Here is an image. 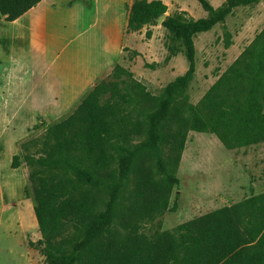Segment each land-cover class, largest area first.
I'll list each match as a JSON object with an SVG mask.
<instances>
[{
  "label": "trees",
  "instance_id": "obj_1",
  "mask_svg": "<svg viewBox=\"0 0 264 264\" xmlns=\"http://www.w3.org/2000/svg\"><path fill=\"white\" fill-rule=\"evenodd\" d=\"M197 1L209 15L207 19L184 20L183 14L178 13L162 24L184 48L189 68L168 85V98L154 99L160 109L148 116L149 127L145 131L139 125L130 130L126 118L120 115V106L109 104L122 99L118 84L98 79L67 116L56 119L45 129L35 126L17 144L11 169L24 173L25 194L33 204L46 264H264V227L254 224L243 228L242 206L217 210L179 225L178 242L169 234L154 242L130 236L115 246L107 235L117 198L107 211L97 214L96 199L89 191H83L86 187L103 185L101 182L115 183L117 171L109 170L110 142L127 144L131 137L145 135L147 142L137 149L147 148L159 160L165 143L161 130L171 115V98L178 92L186 94L194 80L195 36L225 23L235 9L256 5L261 0H227L219 9H214L207 0ZM40 2L0 0V17L14 22ZM127 8V34L140 32L168 12V6L161 0H133ZM152 36V31L146 32L147 40ZM249 57L246 68L253 74L254 83L247 97H239L236 85L242 55L234 68L211 88L205 101L189 107L191 118L183 122L186 131L210 132L227 149L264 141V29L251 45ZM131 75L120 64L110 74L117 80ZM137 87L141 94L148 95L143 85ZM106 95L108 102L102 104ZM186 140V133L179 132L172 140L171 152L181 156ZM120 161L123 162L122 158ZM158 190L157 185L153 186L148 197H156ZM119 191L120 187L116 194ZM163 207H167V202ZM67 224L73 231L63 236ZM82 233L85 238L80 241Z\"/></svg>",
  "mask_w": 264,
  "mask_h": 264
},
{
  "label": "rangeland",
  "instance_id": "obj_2",
  "mask_svg": "<svg viewBox=\"0 0 264 264\" xmlns=\"http://www.w3.org/2000/svg\"><path fill=\"white\" fill-rule=\"evenodd\" d=\"M162 1L168 6L166 18L178 13L183 14L184 20H201L209 16L197 0ZM207 1L214 9H219L227 0ZM126 29L127 22L122 55H117L116 64L130 71L132 77L117 80L110 76L112 68L99 79L118 84L122 99L109 104L120 106V115L126 118L130 130L139 125L143 132L149 127L148 116L160 109L154 99L168 98V85L183 76L189 64L182 45L157 22L136 33L127 34ZM263 29L264 0H261L256 5L235 9L225 23L195 36L194 80L186 94L178 92L171 98V115L161 130L165 143L161 146L163 153L159 160L147 148L137 149L147 142L145 135L133 136L127 144L114 141L107 145L112 159L109 170L117 171L115 183L101 182L103 185L86 187L83 191H89L96 199L97 214L107 211L111 201L117 198L107 235L115 246L130 236L154 242L169 234L178 242L176 228L179 225L236 206H242L243 228H251L254 224L264 227V141L227 149L210 132L186 131L183 123L191 118L189 107L205 101L211 88L234 68L242 55L236 85L239 97H247L254 83L253 74L246 68L250 62L249 49ZM149 30L153 33L151 40L146 39ZM52 38L48 36L47 40ZM55 68L62 71V63L56 61ZM55 73L60 72L55 69ZM63 73L66 76L69 70ZM138 84L145 87L148 95L140 93ZM10 86L13 91L9 97L13 98L10 102L5 100L7 93L0 103V144L21 136L19 143L34 131L35 126L45 129L56 120L36 118L35 121L32 114L11 112L9 109L15 104L29 108L37 104L21 102V96L15 90L19 84L14 81ZM108 99L109 95L102 98V104ZM179 132H185L187 136L181 156L171 152L172 140ZM2 151L6 155L0 157V264H46L40 245L41 233L33 217V204L25 194L24 173L21 169L15 173L7 162L8 150ZM13 173L20 178L13 179ZM22 177L24 183L21 185ZM17 181L19 195L9 200L14 196ZM155 185L159 187L158 195L149 198ZM118 187L120 191L116 194ZM165 202L166 208L163 207ZM72 231L71 225L67 224L63 236L71 235ZM83 238L85 233L80 241Z\"/></svg>",
  "mask_w": 264,
  "mask_h": 264
},
{
  "label": "crops",
  "instance_id": "obj_3",
  "mask_svg": "<svg viewBox=\"0 0 264 264\" xmlns=\"http://www.w3.org/2000/svg\"><path fill=\"white\" fill-rule=\"evenodd\" d=\"M132 2L42 0L14 22L0 17V103L7 93L5 100L11 101L10 85L15 81L21 102L33 101L37 106L15 104L11 112L32 114L35 121L64 117L116 65L117 55H122L127 6ZM48 36L58 41L53 44ZM56 61L62 63V71L55 68ZM68 70L64 76L63 71ZM19 139L21 136L0 144V157L6 155L3 149L8 150L10 166Z\"/></svg>",
  "mask_w": 264,
  "mask_h": 264
},
{
  "label": "bare ground",
  "instance_id": "obj_4",
  "mask_svg": "<svg viewBox=\"0 0 264 264\" xmlns=\"http://www.w3.org/2000/svg\"><path fill=\"white\" fill-rule=\"evenodd\" d=\"M53 44H54V42H56V41H58V38L57 37H55V36H53V38H52V40H50ZM15 178H17V176H15ZM20 178V177H19ZM18 185H19V182L17 181V183H15V186H14V196H13V198L12 197H10L9 198V200H11V199H15L18 195H19V193H18ZM5 196V195H4ZM4 199H5V197H4ZM33 215H35L34 214V211H33ZM33 217H35V216H33ZM36 220V219H35ZM35 223H36V226L38 227V224H37V222L35 221Z\"/></svg>",
  "mask_w": 264,
  "mask_h": 264
},
{
  "label": "water",
  "instance_id": "obj_5",
  "mask_svg": "<svg viewBox=\"0 0 264 264\" xmlns=\"http://www.w3.org/2000/svg\"><path fill=\"white\" fill-rule=\"evenodd\" d=\"M166 17H167V14L161 16V17L156 21L157 24H158V25H162L163 22L165 21Z\"/></svg>",
  "mask_w": 264,
  "mask_h": 264
}]
</instances>
